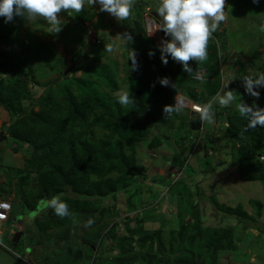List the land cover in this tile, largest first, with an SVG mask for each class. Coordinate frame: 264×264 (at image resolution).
<instances>
[{
	"label": "rangeland",
	"instance_id": "obj_1",
	"mask_svg": "<svg viewBox=\"0 0 264 264\" xmlns=\"http://www.w3.org/2000/svg\"><path fill=\"white\" fill-rule=\"evenodd\" d=\"M240 1L239 8L235 9L238 11L239 19L234 22L233 16L228 15L226 22L229 29L222 23L217 30L221 34L220 38H217L219 41L215 40L221 44L223 59L222 65L218 67L221 70L218 93L223 94V91L232 90L237 96V101L223 108L219 104L214 105L215 122L201 123L199 130L194 131L189 124L191 120H197L199 115L190 108L188 101L187 107L182 108V111L164 114L165 105H176L177 99L187 98L180 93L175 94V91L171 96L173 87L161 86L157 78L163 76L157 73L154 77L155 85L160 86L162 92L150 94L157 100L152 104V109L156 110L159 116L161 114L160 117L169 119V122L154 125L146 140L135 144V160L141 173L140 181L135 184L128 183L115 195L99 200L98 210L111 212L113 217L103 219L102 232L105 236L97 249H90L89 244L83 242L82 230L80 233L74 231L78 224L76 217L72 218L69 227L66 228L71 232L68 244L75 249H81L82 255L78 251L76 256L71 257L70 247L66 249L62 247L66 240L49 241L52 236L64 232L63 228L52 229L44 235H38V224L57 219L54 218L56 214L52 208H45L40 200L34 201L38 186L37 171L30 164L36 149L34 145L27 143L21 148V143H13L11 138L0 144V148H13L20 152L22 158L26 160L25 168L19 169L24 171L17 176L28 182L27 189L20 188L21 184L18 182L21 180L8 182L11 187L16 186V194L13 193L21 204L13 206L14 220L10 221L12 226L2 227L4 233L0 240L15 250L21 259L14 257L0 245V264H157L156 262L177 264L176 261L185 262L192 258L195 264H264V178L245 182L243 174L237 172L239 166L236 162L239 161L237 156L241 144L233 147L230 142V131L226 126L229 125L230 117L238 112L236 103L240 102V97L252 101L255 99L245 94L243 83L240 87L239 81L242 82L245 75L264 72V32L260 31V26L264 24V0H260L259 4H253L252 0ZM157 4L158 0H136L135 7L139 12L143 10L142 7H149L151 12L156 14ZM226 11L231 13V8ZM61 19L64 23L58 34L50 33L49 26L43 20L27 22L23 19L22 28L12 37L13 45L17 48L0 49V52L9 56L25 53L32 62L33 75L29 72L21 76L34 96L33 100H24L26 112L33 107L38 111L39 107L35 106L38 99L51 88L54 90L53 94H56L59 84L60 86L70 84L77 93L74 78L87 76L84 73L85 66L95 69L107 65L111 68L113 79L119 88L115 92H110L108 86L101 82L98 90L100 93L116 98L115 94L118 91L130 89L129 79L134 71L131 70L129 51L133 48L129 47L130 42L124 43L119 37L125 32L131 33L133 39L138 36V32L135 34L132 32L130 19L118 22L108 13L100 12L98 5L86 6L83 12L73 13L71 16L61 13ZM149 28L157 29L154 21H150ZM161 37L158 34L154 37L158 47ZM25 43L31 46L29 51L22 50ZM106 44H112L117 50L112 53L105 51ZM74 47H78L81 52L78 53V50L72 52ZM137 60L141 68L142 60L138 55ZM15 76V73H0V80L10 82ZM204 79L203 73L200 82ZM226 85L228 87H225ZM197 91L201 93L202 88H198ZM258 91L260 97H264V88ZM255 102L262 103L260 99ZM0 112L6 113V118L0 125L10 122L8 120L10 112L2 106ZM101 133L98 130H91L89 137L95 138ZM154 139L159 140V143L152 148L150 144L154 143ZM189 143L192 145L191 148ZM183 144L184 151L181 149ZM174 149L179 150V153L174 152ZM170 152L174 154L170 155ZM169 155L181 161L180 164H185L189 158L186 170L184 171L182 165L178 168L175 165L170 167ZM161 156L168 158L163 159ZM260 161L264 163V160ZM175 168L184 171L181 184L188 186L183 191L187 200L174 194L170 195V185L174 183L170 171ZM0 171L3 173L4 169ZM59 196L61 199L64 196L71 199L80 198V195L70 191ZM96 197L89 199L93 200ZM190 198L194 202L199 200L198 212L187 204ZM31 205L38 206L37 210L34 211ZM229 206L233 209L232 212L229 209L231 214L227 213ZM132 207L142 209L144 214L141 220L132 219L135 222L133 234L130 227L125 226L126 238L129 240L128 248L132 251L124 254L117 242L120 237L115 227L116 223L110 224L120 211ZM240 210L247 213L245 219L238 217ZM98 213L97 211L96 214ZM83 221L81 219V226ZM186 222L192 226L185 231L186 236L182 238L181 233L184 232ZM109 226L112 227V231L104 233ZM228 230L232 234L231 242L227 241L226 247L224 243L217 246L219 235ZM18 231H23V235L19 243L15 244L8 236L9 233L14 236ZM113 233L118 235L117 239ZM195 235L198 236L197 241H193ZM139 241L144 243L143 247ZM13 257L16 263L12 262Z\"/></svg>",
	"mask_w": 264,
	"mask_h": 264
},
{
	"label": "trees",
	"instance_id": "obj_2",
	"mask_svg": "<svg viewBox=\"0 0 264 264\" xmlns=\"http://www.w3.org/2000/svg\"><path fill=\"white\" fill-rule=\"evenodd\" d=\"M136 6V5H135ZM133 8V16L129 20L130 27L134 34L138 32V36L134 38L129 47L136 50L142 59L141 68L130 75V95L134 100L133 104L127 107L121 106L117 99L107 94L100 93L99 83L104 82L108 86L110 92L118 90L119 86L113 79V72L107 65L91 68V66L83 67L84 78H74L77 93L70 84L58 86V91L53 94V89H49L45 95L38 99V111L34 107L26 112L24 109V100H33L26 81H22L21 76L30 72L33 75L32 62L25 53L23 55L9 56L0 52V73H15L16 76L6 82L0 80V106L10 112L11 123L7 128L10 137L17 142H23L34 145L36 153L32 155V165L37 171V193L35 202L40 200L44 202L50 200L53 196L66 193L68 191L80 195L78 199H71L64 196V200L72 213L70 217L61 218L54 216L57 220H46L38 224V235H44L49 230L63 228L64 232L52 236L49 241L66 240L63 248H69L70 256H76L81 249H75L69 246L71 232L66 229L75 217L78 224L74 231H83L84 243L89 244L90 249H97L99 241L103 238L102 221L106 218H112L113 213L105 210H98L99 200L104 197L115 195L124 185L128 183H136L139 181L140 171L135 160V144L142 142L148 137L152 127L157 124L169 122L158 115L159 113L152 109V104L157 100L150 96L162 92L160 86L152 87L155 83L154 77L160 73L163 77H168L172 84L171 96L173 92L184 95L187 99L197 104L207 103L215 96L220 89L221 70L223 59L221 58V44L215 42L220 38L221 34L217 31L213 34L214 38L209 45V56L204 63H191V71H183L182 65L173 61L168 57V64L165 66L160 57L161 52L154 39L146 35L144 27V11L149 7H142L139 12L136 7ZM159 17L157 12L154 15ZM23 18L16 17L11 23H4V18L0 17V49L9 50L13 45L12 37L17 35L19 29L22 28ZM136 36V35H135ZM98 41H101L98 39ZM219 41V40H218ZM221 41V40H220ZM18 44V43H17ZM22 50H30L28 43L22 45ZM225 48V45L223 46ZM149 51L154 52L153 56H149ZM81 52L78 49V53ZM144 62V64H143ZM167 70H164V69ZM206 69L207 73L203 82L195 79L197 71ZM35 84V83H34ZM241 87V80L239 81ZM35 86H38L35 84ZM198 88H202L199 93ZM170 89V88H168ZM170 95V92H169ZM243 100L252 104L251 99ZM262 103L260 107H264V97H260ZM247 121L240 116L239 112L230 117L228 129L230 131L233 147L241 144L238 152L237 166L238 171L243 174L245 182L258 181L264 178V163L260 162V157L264 156V127H257L243 132ZM201 121H190V128L198 131L201 127ZM6 128V127H5ZM91 130H98L101 135L90 138ZM150 146L155 148L159 140H153ZM186 144V143H184ZM184 144L181 146L184 151ZM23 147V146H21ZM235 158V157H234ZM177 163L176 167L182 164ZM24 170H18L17 175ZM14 177V178H15ZM22 189L27 180L18 178ZM182 179H178L170 185V195L184 197V188L188 186L181 184ZM87 196V199L81 198ZM90 200L89 198L95 197ZM191 200V198H190ZM187 203L193 207L195 211L199 210V200ZM38 205V204H37ZM97 207V209H96ZM33 210H37L38 206L31 205ZM134 208V207H132ZM222 208V207H221ZM229 209L232 208L229 206ZM41 211V210H40ZM52 211V210H51ZM97 211L99 212L98 214ZM239 218L245 219L247 213L239 211ZM89 217L94 218L95 223L88 228L83 224ZM81 219L83 224L81 226ZM130 227L133 234L131 224ZM192 224L186 222L184 232L181 233L182 238L186 236L185 231ZM198 227H200L198 225ZM112 231V230H111ZM184 233V234H183ZM230 230L219 235L217 246L230 241L232 234ZM117 239L118 235L113 233ZM126 237L117 239L124 254H129L132 250L128 248L129 240ZM198 236L195 235L193 241H197ZM121 240V241H120ZM78 243L77 240H74ZM140 246H144L139 241ZM163 247L162 244H160ZM194 256L193 254H191ZM157 264H160L156 262ZM177 264H195L194 259L185 262L176 261Z\"/></svg>",
	"mask_w": 264,
	"mask_h": 264
},
{
	"label": "clouds",
	"instance_id": "obj_3",
	"mask_svg": "<svg viewBox=\"0 0 264 264\" xmlns=\"http://www.w3.org/2000/svg\"><path fill=\"white\" fill-rule=\"evenodd\" d=\"M259 2L260 0H252L253 4H259ZM135 4L136 0H0V17L4 18V23H11L16 17L23 18L27 22L43 20L49 26L50 33L58 34L62 30V25L64 23L61 19V13H67L69 16H71L73 13L79 14L83 12L86 6L94 7L98 5L100 12H106L115 18L116 21L123 22L132 18ZM228 8H231V6L227 3V0H158L155 10L162 21L157 29L163 31V34L158 33L159 37L162 36L160 38L161 41L159 44V49L161 52L160 59L162 63L166 66L168 64V57L170 56L173 61L182 65L183 71L190 72L192 62H206L209 56V45L211 40L214 38L213 33L219 29L221 23L227 20L228 13L226 10ZM144 27L146 30V35L149 38L155 40L154 37L157 35H153L154 32L149 34L145 19ZM260 31L264 32V24L260 26ZM119 37L124 43H128L133 40V36L129 32H125L119 35ZM116 50L117 49H115L112 44L105 45V51L109 53H112ZM154 54L155 53L152 51H149L148 53L150 57ZM137 55L138 54L135 49H130L129 60L132 61V71L139 70ZM139 58L141 59L140 56ZM200 70H205L204 76H206L207 70ZM157 82L161 86L168 87L171 85L174 87V84H172L168 77H158ZM242 83L245 94L255 99L252 104H248L243 100L242 97H240V102L236 103V108L240 116L245 118L247 121V124L242 130L241 135H243V132H246L249 129H255L258 126L264 127V107H260L255 102L260 99L261 95L258 89L264 88V72L245 75L242 78ZM152 87H155V83H153ZM225 87H228V85ZM115 95L117 102L121 106L127 107L128 105L134 103V100L132 99L128 90L118 91ZM184 100L189 102L190 108H192V106L194 107L192 109L193 111L195 110L194 112L196 115H199V119L202 124H213L215 122L214 105L219 104V106L222 108L227 107L237 101V96L232 90H228L223 91V94L217 93L207 103L201 105L192 102L189 99ZM184 100L177 99L176 105H165L163 108L164 114L168 115L173 112L178 113L182 111V108L184 109L187 106L181 107L178 104H180V102L185 105L188 104V102L186 103ZM8 120H10V122L0 125V128L2 129L0 133L4 132L6 137V140L0 144L6 143L8 139L11 138L7 129L11 123V116ZM15 142L17 141L13 140V143ZM17 143L20 144L21 142ZM20 146H24L23 143H21ZM189 160L190 159L188 158V161ZM188 161L185 164H182L184 171L187 168ZM182 163H184V160ZM177 168L173 170L179 172L180 176L177 179L171 177L172 181L174 182H176L178 179H181L184 173V171L178 170ZM43 203L45 208H52L55 214L61 218L70 217L72 215L68 204L62 200L59 195L53 196L50 200L44 201ZM5 207H7V205H5ZM139 212H141V214H139ZM127 213L129 215L123 217V215ZM143 214V210L140 208H127L123 211H120L117 216L113 218L110 225L116 223L115 227L118 231L119 237H127L125 231L126 224L129 223L134 227L135 222H133L132 219H136V221L141 220L143 218ZM10 216L8 221L3 224V226L9 222L11 218ZM94 223V218L89 217L84 223L83 227H91ZM111 228L112 227L109 226V228L104 233H106L108 230H111ZM2 232L4 233L3 229ZM21 232L23 233V231ZM2 235H0V237ZM103 235L105 236V234ZM104 236L101 242L99 241L98 245L103 242ZM13 237V235H10L8 239L12 240L13 242ZM0 245L7 251L11 250L10 253L16 258L21 259L17 252L11 249L9 246H6L2 242Z\"/></svg>",
	"mask_w": 264,
	"mask_h": 264
},
{
	"label": "crops",
	"instance_id": "obj_4",
	"mask_svg": "<svg viewBox=\"0 0 264 264\" xmlns=\"http://www.w3.org/2000/svg\"><path fill=\"white\" fill-rule=\"evenodd\" d=\"M233 1V2H232ZM241 1L240 0H227V3L231 6V5H233L234 6V8L231 6V13H229L228 11H227V13H228V15H230L231 14V16H233V20H234V22L235 21H237V19H239L238 18V15H237V13H238V11L237 10H235V9H237V8H239V6H240V3ZM231 20H232V18H231ZM222 24V23H221ZM223 24H225L226 25V27H227V29H229L228 28V24H227V22L225 21V22H223ZM228 31V30H227ZM5 114L6 113H2V112H0V116H3V117H1L0 118V122H3V120L6 118L5 117ZM189 146H190V148H191V143H189L188 144ZM189 148V149H190ZM174 152H176V153H179V150H176V149H174ZM173 152H170V155L172 154ZM174 154V153H173ZM169 155V156H170ZM23 156L20 154V152H16L15 150H12V149H10V148H0V169H4V171H3V173H0V199H4V198H10V199H12V202H13V206L16 204V205H20L21 204V202L19 201V200H17V197H15V194H16V186L15 185H13L12 187L9 185V183L8 182H10V181H19L18 180V177H17V179L15 180L14 179V177L16 176V173L18 172V170L19 169H23V168H25V166L27 165V162H26V160H24L23 158H22ZM161 157H163V159H166V158H168V157H166V156H161ZM160 157V158H161ZM185 157V156H184ZM170 166H173V165H177V163L179 162L178 161V159L175 157H172L171 158V156H170ZM1 172V171H0ZM16 178V177H15ZM9 185V186H8ZM12 188H14L13 190H12ZM23 189H27V185L26 186H24L23 187ZM13 192H15V194L13 193ZM14 213L12 212L11 213V217L13 218H10V220H9V222L6 224V226H9V227H11L12 225V223L10 222V221H12V220H14ZM11 234L9 233V236H10ZM9 236H8V238H9ZM3 248V247H2ZM1 249V248H0ZM4 249V248H3ZM15 257V256H14ZM13 257V258H14ZM15 258L14 259H12V262L14 261V263H16L15 262ZM11 262V263H12Z\"/></svg>",
	"mask_w": 264,
	"mask_h": 264
},
{
	"label": "built area",
	"instance_id": "obj_5",
	"mask_svg": "<svg viewBox=\"0 0 264 264\" xmlns=\"http://www.w3.org/2000/svg\"><path fill=\"white\" fill-rule=\"evenodd\" d=\"M144 19H145L147 31L149 32V34L152 32H154L153 35L154 34L157 35L158 33L163 34V31L157 30L159 27V24L162 22L161 18L154 16L153 13L151 12L150 8H147L144 11ZM151 20L154 21V23L157 25V29L153 28L152 30H150L149 25H150ZM202 72L205 74V70H200L197 73V75L195 77L197 80H200V78H202V76H203ZM178 105H180L181 107H186V105L183 104L182 102H180V104H178ZM192 108H194V107L192 106ZM260 160H264V156L260 157ZM170 173H171V175L173 174L172 177H174L175 179H177L180 176V173L175 172V170H171ZM5 205H7V207H5ZM11 211H12L11 199L0 200V235H2V233H3L1 228H2L3 224H5L8 221ZM128 215H129L128 213L124 214L123 217L128 216ZM0 244H1V242H0Z\"/></svg>",
	"mask_w": 264,
	"mask_h": 264
},
{
	"label": "water",
	"instance_id": "obj_6",
	"mask_svg": "<svg viewBox=\"0 0 264 264\" xmlns=\"http://www.w3.org/2000/svg\"><path fill=\"white\" fill-rule=\"evenodd\" d=\"M77 49H78V47H74L72 52L76 51ZM5 140H6L5 134H4V132H1L0 133V143L5 141ZM22 235H23V233L21 231L16 232V234L13 237V243L18 244Z\"/></svg>",
	"mask_w": 264,
	"mask_h": 264
},
{
	"label": "bare ground",
	"instance_id": "obj_7",
	"mask_svg": "<svg viewBox=\"0 0 264 264\" xmlns=\"http://www.w3.org/2000/svg\"><path fill=\"white\" fill-rule=\"evenodd\" d=\"M192 105H195V104H192Z\"/></svg>",
	"mask_w": 264,
	"mask_h": 264
}]
</instances>
